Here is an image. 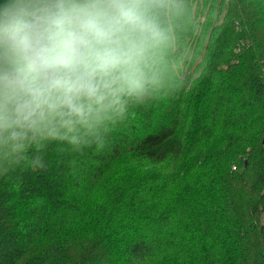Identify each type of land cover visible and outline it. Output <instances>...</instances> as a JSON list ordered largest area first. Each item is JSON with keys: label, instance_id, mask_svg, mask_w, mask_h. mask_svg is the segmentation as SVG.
<instances>
[{"label": "trees", "instance_id": "1", "mask_svg": "<svg viewBox=\"0 0 264 264\" xmlns=\"http://www.w3.org/2000/svg\"><path fill=\"white\" fill-rule=\"evenodd\" d=\"M175 3L86 145L0 143V264H264V0Z\"/></svg>", "mask_w": 264, "mask_h": 264}, {"label": "clouds", "instance_id": "2", "mask_svg": "<svg viewBox=\"0 0 264 264\" xmlns=\"http://www.w3.org/2000/svg\"><path fill=\"white\" fill-rule=\"evenodd\" d=\"M175 0H0V143L76 149L156 82ZM43 167V164H41Z\"/></svg>", "mask_w": 264, "mask_h": 264}, {"label": "rangeland", "instance_id": "3", "mask_svg": "<svg viewBox=\"0 0 264 264\" xmlns=\"http://www.w3.org/2000/svg\"><path fill=\"white\" fill-rule=\"evenodd\" d=\"M194 69V67L192 68V70ZM233 169L235 170L236 168H235V166L233 167Z\"/></svg>", "mask_w": 264, "mask_h": 264}, {"label": "water", "instance_id": "4", "mask_svg": "<svg viewBox=\"0 0 264 264\" xmlns=\"http://www.w3.org/2000/svg\"><path fill=\"white\" fill-rule=\"evenodd\" d=\"M264 142V141H263Z\"/></svg>", "mask_w": 264, "mask_h": 264}]
</instances>
